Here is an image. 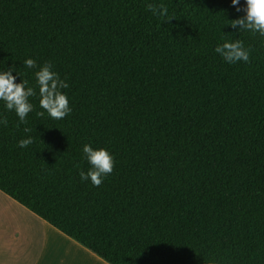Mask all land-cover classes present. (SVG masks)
Instances as JSON below:
<instances>
[{
  "label": "trees",
  "instance_id": "1",
  "mask_svg": "<svg viewBox=\"0 0 264 264\" xmlns=\"http://www.w3.org/2000/svg\"><path fill=\"white\" fill-rule=\"evenodd\" d=\"M242 15L231 0H0V67L36 87L23 61L52 63L72 109L38 116L37 88L21 123L0 102V191L109 264H264V36L226 25ZM235 39L249 62L214 52ZM84 143L115 158L99 187L80 179Z\"/></svg>",
  "mask_w": 264,
  "mask_h": 264
},
{
  "label": "clouds",
  "instance_id": "2",
  "mask_svg": "<svg viewBox=\"0 0 264 264\" xmlns=\"http://www.w3.org/2000/svg\"><path fill=\"white\" fill-rule=\"evenodd\" d=\"M231 4L237 12L243 11L242 16L235 19H227L236 31L248 30L264 36V0H244L243 6L240 0H231ZM153 15L160 17L161 21H169L175 16L170 15L164 4L147 5ZM214 52L218 54L225 63L235 64L243 61L249 62L251 50L245 47L243 41L223 40L218 43ZM28 69H35L34 76L36 87L30 85L28 79H21L20 74L15 70V66L7 68L0 67V102L7 111H14L21 123L26 122V118L33 111L34 105L30 101L31 97L39 94V107L43 111L37 112L38 116H43L45 112L52 119L60 120L68 116L72 109L69 104L67 94L62 91L69 87L67 81L62 79L54 70L52 63L44 62L38 65L36 59L28 57L23 61ZM16 73L15 75L13 73ZM17 76L20 77L17 82ZM25 131H29L25 129ZM34 142L33 137L20 139L18 147L26 148ZM83 158L87 160L90 167L87 170L78 169L82 181H91L94 186L99 187L104 179L113 172L115 158L106 147H93L90 143L82 146Z\"/></svg>",
  "mask_w": 264,
  "mask_h": 264
},
{
  "label": "crops",
  "instance_id": "3",
  "mask_svg": "<svg viewBox=\"0 0 264 264\" xmlns=\"http://www.w3.org/2000/svg\"><path fill=\"white\" fill-rule=\"evenodd\" d=\"M0 264H109L0 191Z\"/></svg>",
  "mask_w": 264,
  "mask_h": 264
}]
</instances>
